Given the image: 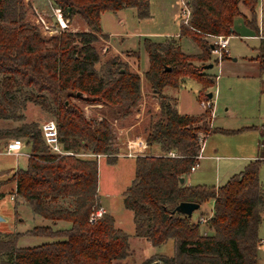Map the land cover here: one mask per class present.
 Listing matches in <instances>:
<instances>
[{
    "label": "trees",
    "instance_id": "1",
    "mask_svg": "<svg viewBox=\"0 0 264 264\" xmlns=\"http://www.w3.org/2000/svg\"><path fill=\"white\" fill-rule=\"evenodd\" d=\"M50 1L69 20L77 18L86 28L44 34L28 17L27 1L0 0V118L22 121L0 129V138L24 137L29 150L26 165L13 168L0 185L13 181L11 193L27 202L34 214L49 220L0 237V264H114L127 256L128 233L114 224L113 215L103 211L90 219L101 206L98 157L50 151L38 121H23L22 110L30 101L51 114L64 149L104 153L115 159L119 146L113 120L137 111L143 94L141 78L158 103L144 127L145 140L159 151L135 156L134 175L122 199L132 210L134 234L153 245L172 239L174 251L152 254L139 264H151L154 259L166 264H256L264 211L259 159L250 160L218 185L180 182L199 153V130L207 136L227 129L208 127L206 111L179 112L175 91L183 77H192L200 82L198 97L207 96L216 78L204 67L211 54V35L231 34L236 15H242L257 34L258 0H187L190 15L187 22L180 21V35L190 36L199 51L185 52L174 36L161 40L144 36L148 66L142 75L117 52L103 57L99 42L108 35L100 27V13L132 7L138 17H145L149 0ZM240 3L249 16L241 12ZM132 54L137 60L138 50ZM252 57L264 67V36ZM168 88L174 93H167ZM80 101L100 103L99 116L86 114ZM208 199L213 209L205 229L200 218L174 210L179 200L200 204ZM59 220H67L68 225H57ZM21 234L49 239L18 245Z\"/></svg>",
    "mask_w": 264,
    "mask_h": 264
},
{
    "label": "rangeland",
    "instance_id": "2",
    "mask_svg": "<svg viewBox=\"0 0 264 264\" xmlns=\"http://www.w3.org/2000/svg\"><path fill=\"white\" fill-rule=\"evenodd\" d=\"M25 1L30 4L28 17L39 26L42 33L54 34L61 31L45 32L35 21V18L41 15L50 26H55L56 21L52 13L51 5L53 3L51 1ZM262 3L264 15V0ZM262 3L260 1V4ZM180 7L179 0H177V3L175 0H149V15L145 17H138L132 7H126L116 12L112 10L104 11L101 14V26L106 32H109V35L108 40L101 38L99 42L103 57L106 54L115 53L111 49L112 47L130 46L132 48H125L117 53L121 54L130 63L132 69L137 70L142 75L144 68L148 65V55L142 42L146 35L154 39L164 35H172L180 40L181 48L185 52H198L199 46L190 36L180 35L179 23L180 21L184 22ZM234 27L238 33L229 34L227 50L223 49L220 55L211 50L210 57L207 59V62H213L212 66L206 67L207 70L216 74L214 84L208 87L209 91H212L213 114L209 108L200 104V100L207 97L206 94L203 93L199 96V99L197 98L200 87V82L197 79L184 78L175 91L180 107L190 112H197L202 109L200 113L206 111L204 118L208 127L216 126L227 129L217 130L207 137L205 136L203 152L205 154H217L219 157L214 159L207 157V155L201 157L196 168L184 175L186 181L190 183L221 184L225 182L230 175L239 172L247 162L253 160L252 155L256 153L257 147L261 144L258 143L262 139L260 135L262 131L259 128L264 123V67L260 64L257 65V60H255L256 65L251 66L248 61L243 60V56L252 57V55H256L259 38L264 36V19L261 20V26L258 27V36L252 35L256 34L254 29L239 17H236ZM82 28L86 27L77 18L70 20L68 29L78 30ZM136 49L139 52L137 60L132 54V51ZM232 56H238V58L233 59ZM225 57L228 61L220 62ZM195 62L197 64L201 63L199 60ZM141 80L143 94L137 111L126 117L113 120L116 141L119 146L116 154L128 152L130 150L128 141L133 139L121 135V129L131 126L132 128L128 132L130 137L142 136L145 138L146 131L144 127L147 125V120L157 112V100L152 92L145 87L144 79L141 78ZM166 92L169 94L174 93L172 88L166 89ZM80 103L86 114L99 116L100 103L83 101H80ZM22 111L24 114L23 121L37 120L40 124L46 119H54L51 114L30 101L26 103ZM20 122L22 121L0 118V129L6 130L20 124ZM199 132L203 133L202 130H199ZM9 138L8 136L0 138V169L8 170L7 172H0V179L7 178L13 167L26 165L29 154L26 145L21 150L25 148L23 151L27 154L25 152H5L4 145ZM20 138L24 141V137ZM125 144L126 149H124ZM158 151L159 149L153 144L146 145L143 153ZM95 156L97 157V155ZM134 167L133 157L121 154L116 159H110L104 153H101L98 157V194L101 201L114 215V224L122 227L128 233V254L123 258L115 259L114 264H139L145 257L152 254H171L174 251V241L172 239L153 245L146 237L134 234L132 210L124 205L122 199L123 190L134 175ZM259 175L262 176L264 181L263 161L259 164ZM13 187V181H7L0 185L2 191L0 193V237H3L7 232L22 231L36 223L49 222L48 219L34 214L27 202L19 197L16 198V195L11 193ZM211 209H213V201L208 199L193 210L192 217L201 219L202 229H205V219L209 216L206 212ZM199 213L201 214L198 215ZM58 225L67 226L68 222L59 220ZM258 233L261 240L257 250L256 264H264V218L259 226ZM47 239L49 237L43 235L21 234L16 242L18 245H33ZM151 264L158 263L153 260Z\"/></svg>",
    "mask_w": 264,
    "mask_h": 264
},
{
    "label": "built area",
    "instance_id": "3",
    "mask_svg": "<svg viewBox=\"0 0 264 264\" xmlns=\"http://www.w3.org/2000/svg\"><path fill=\"white\" fill-rule=\"evenodd\" d=\"M181 7H180V13L183 16V21L187 22L189 19L190 15V7L187 2V0H179ZM52 8V13L54 14L55 18V26L52 27L50 26L46 20L41 16L38 15L35 19V21L40 25V27L43 29L45 32H54L58 30H62L65 28H68L69 25V18L64 16L62 13V10L60 6L58 5H51ZM228 36L226 34H212L211 35V40H212V46L211 50L215 53H218L219 55L222 53L223 49L227 50V44H228ZM212 92V91H211ZM212 96V95H211ZM211 96L210 97H205L204 99L200 100V104L203 107H207L212 111V101H211ZM41 131H42V136L46 144L48 145L50 151L52 152H57L60 154L63 153H69V154H82V155H97L99 157L101 153H93V152H74L70 149H64L61 146V143L58 138V132H57V125L54 119H46L40 123ZM204 134L202 132H199V142H200V150L199 153L196 155L195 160L193 164L190 166V169H194L197 165V158L201 155L200 152L203 148V143H204ZM147 143L145 138L137 136L133 138L132 140L128 141V147H130V150L128 153H132L133 151H143L144 148L146 147ZM23 146V141L21 138L13 137L9 139L6 144V151L7 152H24L21 150ZM132 147V148H131ZM133 149V151H131ZM27 154V152H25ZM170 155H174L175 153L173 151L168 152ZM105 209L103 206H99L95 211H93L90 215V219H93L94 217L100 215ZM261 240V238H260ZM155 263L158 264H166L163 260L161 259H154Z\"/></svg>",
    "mask_w": 264,
    "mask_h": 264
},
{
    "label": "crops",
    "instance_id": "4",
    "mask_svg": "<svg viewBox=\"0 0 264 264\" xmlns=\"http://www.w3.org/2000/svg\"><path fill=\"white\" fill-rule=\"evenodd\" d=\"M50 1V0H49ZM176 1V3H177V0H175ZM260 1H261V3H262V1L263 0H258V4H257V22L259 23V26H261V20H263L264 19V15H263V3L262 4H260ZM261 6V7H260ZM123 8H126V7H123ZM123 8H120V9H123ZM239 8H240V10H241V12L243 13V14H245V15H247V16H249V11H248V9L246 8V6H244L242 3H240L239 4ZM120 9H117V10H115V11H113V12H116V11H118V10H120ZM135 10V9H134ZM104 11H109V10H103L101 13H100V27H101V29H102V31L103 32H105V33H107V35H109L108 33L109 32H106L103 28H102V26H101V14L104 12ZM262 11V12H261ZM136 12V11H135ZM178 16V15H177ZM236 17H239V18H241V19H243V17H242V15H236V16H234V18H233V26H232V28H233V32L232 33H238L237 31H236V28L234 27V23H235V19H236ZM243 32H246V31H243ZM231 33V34H232ZM252 35H257V34H252ZM146 36H148V37H150L151 39H153V40H161V39H163L164 37H167V36H172V35H164V36H162V37H160V38H157V39H154V38H152L151 36H149V35H146ZM258 36V35H257ZM121 37H123V36H121ZM107 40H108V37L106 38ZM179 40V39H178ZM179 42H180V40H179ZM109 43V42H108ZM110 47H111V45H110ZM125 48H132V47H112L111 49L114 51V52H120L121 50H123V49H125ZM135 49V48H134ZM253 56V55H252ZM229 57V56H228ZM244 58H243V60L244 61H248L249 62V64L251 65V66H254V65H256V62H255V60H257V59H255V58H253V57H251V56H243ZM226 58L227 57H225V58H223L220 62H227L228 60H226ZM238 58V56H236V58L235 59H237ZM219 62V63H220ZM218 63V64H219ZM257 65H259V62H258V60H257ZM148 66V65H147ZM147 67H145L144 69H146ZM260 70V69H259ZM140 71V70H139ZM184 78H186V77H183L182 79H181V82H182V80L184 79ZM180 85H181V83H180ZM179 85V86H180ZM178 86V87H179ZM177 87V88H178ZM176 98H177V96H176ZM197 98L199 99V97H198V94H197ZM157 107H158V104H157ZM176 107H177V110L179 111V112H181V113H190V114H197V113H200L201 111H202V109L201 110H199V111H197V112H190V111H187V110H185V109H183L182 107H180V104H179V101H178V98H177V102H176ZM262 126H261V128H259V129H261V137H262V139H261V141L258 143V144H260L258 147H257V150H256V153L254 154V155H252V158L253 159H259V162H264V123H262L261 124ZM130 128H132L131 126L130 127H127V128H122L121 129V135H124L125 136V138H135V136L134 137H130L129 135H128V132L130 131ZM225 129V128H224ZM211 133H213V132H211ZM211 133H209L208 135H210ZM207 135V136H208ZM206 136V137H207ZM140 137H142V136H140ZM11 139V138H10ZM8 141V140H7ZM6 141V142H7ZM6 142H5V144H6ZM5 146V145H4ZM22 147H25V144H23V146ZM127 148V146H126V144H125V147H124V149H126ZM204 148V147H203ZM203 148H202V150H201V152H200V156L197 158V165L199 164V159L201 158V157H204V156H206L207 155V157H209V158H211V159H214V158H218L219 156L216 154H214V155H212V154H205L204 152H203ZM23 150H25V148L23 149ZM22 150V151H23ZM5 152H7L6 151V147H5V150H4ZM25 152V151H24ZM144 152V150L143 151H133L132 153H128V152H121V153H117L116 154V157H115V159L117 158V156L118 155H125V156H129V157H133L134 158V162H135V156L137 155V154H141V153H143ZM7 153H11V152H7ZM14 153H16V152H14ZM26 154V153H25ZM251 156V155H250ZM100 157V156H99ZM251 158V157H250ZM27 160V159H26ZM27 162V161H26ZM26 164V163H25ZM260 164V163H259ZM196 165V166H197ZM18 166H20V165H18ZM25 166V165H24ZM245 166V165H244ZM13 168H15V167H13ZM196 168V167H195ZM194 168V169H195ZM194 169H190V170H194ZM259 179H260V182L262 183V185L264 186V181H263V179H262V176H260L259 175ZM184 181L186 182V183H190V182H188V181H186V179H185V177H184ZM218 184H220V183H216V185H218ZM98 186V185H97ZM100 202H101V206H103V208L105 209V211H108L109 213H111L112 214V212H111V210L101 201V199H100ZM202 203H200L199 204V206L201 205ZM194 212V211H193ZM193 212H192V214H191V217H192V215H193ZM211 212H212V209L209 211V212H206L207 213V215H210L211 214ZM201 213H199L198 215H200ZM113 215V214H112ZM197 215V216H198ZM113 218H114V215H113ZM193 218V217H192ZM263 218H264V211L262 212V220H261V223H262V221H263ZM43 219V218H42ZM194 220L195 219H197V217L196 218H193ZM65 221H67V220H65ZM68 222V221H67ZM58 223H59V221L56 223L57 225H58ZM260 223V224H261ZM260 226V225H259ZM118 227H120V226H118ZM122 228V227H121ZM133 228H134V226H133ZM3 231V230H2ZM259 246V245H258ZM259 248V247H258ZM258 248H257V250H258ZM257 257H258V254H257Z\"/></svg>",
    "mask_w": 264,
    "mask_h": 264
},
{
    "label": "water",
    "instance_id": "5",
    "mask_svg": "<svg viewBox=\"0 0 264 264\" xmlns=\"http://www.w3.org/2000/svg\"><path fill=\"white\" fill-rule=\"evenodd\" d=\"M233 59L236 58V56H232ZM213 62H207L204 64V67H210L212 66ZM212 95L211 91L207 92V96L210 97ZM180 182L184 181V176H180L179 177ZM197 207H199V202L197 201H191V200H179L177 202V204L174 207V210H177L181 213H184L188 216H190L193 212L194 209H196Z\"/></svg>",
    "mask_w": 264,
    "mask_h": 264
}]
</instances>
